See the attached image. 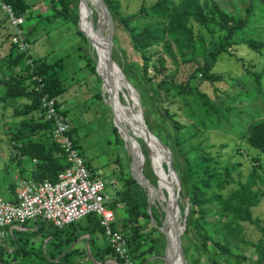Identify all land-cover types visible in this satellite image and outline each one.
I'll use <instances>...</instances> for the list:
<instances>
[{
    "label": "trees",
    "instance_id": "trees-1",
    "mask_svg": "<svg viewBox=\"0 0 264 264\" xmlns=\"http://www.w3.org/2000/svg\"><path fill=\"white\" fill-rule=\"evenodd\" d=\"M6 1L17 14L25 16V24L35 18L32 24L25 26L29 44L37 39L41 29L53 22L59 25L72 22L83 41L79 49L89 46L79 28L81 17V26L88 32L83 13L79 15V0H44L52 6L47 14L32 10L40 0L31 3L28 0ZM233 1L243 5L236 12L223 7L221 0H143L136 12L126 14L120 0H104L113 23L126 31L137 57L128 59V63L118 57L117 62L140 95L142 106L146 108L147 126L171 150L172 163L182 187L180 196L190 208L185 235L195 231L199 238L196 247L206 253L205 259L210 264H252L242 251L244 245L254 247L255 264H264V225L253 210L264 197V178L258 167L254 166L243 177L239 161L223 159L221 152L212 150L216 147L214 144L193 141L200 131L228 125L230 115L237 113L236 102L229 96L228 105L213 102V98L223 92L215 84L225 79L223 73L213 70L218 55L231 51L233 45H246L258 53L264 48V0ZM198 26L209 33L213 31L210 27L215 26L222 35H211L207 39ZM113 40L117 45L115 35ZM7 41V50L0 57V103L4 110L12 108L14 120L5 125V134L16 148L18 173L33 181L55 180L68 164L53 138L54 126L45 117L40 99L44 93L54 97L60 113L66 117V110L61 108L63 101L58 100V96L67 88L62 72L70 64V56L54 60L47 55L35 58L30 52L26 54L17 49L10 40V32ZM160 46L177 65L193 63L194 68L188 70L185 79L178 80L176 72L168 71L165 59L156 49ZM78 56L86 59V65L100 79L95 65L96 52L85 51ZM248 75L257 85V92H261L263 74L249 71ZM202 83L214 86L213 96L201 87ZM95 97L101 99V90ZM175 101L180 103L176 107ZM152 109L159 120L148 114ZM176 109H182L191 123H181ZM113 131L117 140L123 142L115 125ZM70 134L86 162L91 157L81 147L80 136L74 133V128L70 129ZM241 137L251 148L264 153V117L252 119ZM225 146L227 144H220V147ZM146 151L142 172L155 186L157 178ZM117 173L121 184L116 187L110 207L117 210L121 204L114 228L126 238L129 258L134 264H164L160 256L164 253L165 239L157 227L162 225L163 213L159 207H151L148 211L142 194L135 190V186L141 190L144 187L129 169L127 172L123 168ZM91 177L96 178L93 173ZM15 187L16 182L11 181L10 193L5 195L9 200H15ZM210 217L213 219L209 220ZM31 223L36 229H14L12 234L0 238V264H110L109 259L122 263L94 214L64 227L41 219ZM244 223H251L260 231L257 241L246 238ZM186 250L184 248L185 254Z\"/></svg>",
    "mask_w": 264,
    "mask_h": 264
},
{
    "label": "rangeland",
    "instance_id": "rangeland-1",
    "mask_svg": "<svg viewBox=\"0 0 264 264\" xmlns=\"http://www.w3.org/2000/svg\"><path fill=\"white\" fill-rule=\"evenodd\" d=\"M28 1L31 3L38 0ZM40 1L41 2L39 4L32 7V10L36 13H50L52 10L51 3L44 0ZM142 1L143 0H120V3L124 13L128 14L136 12L140 8ZM89 3L94 9L97 18V27L99 24L100 10L91 1H89ZM221 5L225 8H230L235 12L239 9V6H243L239 3H235L233 0H221ZM81 12L89 24V18L86 16L87 11L85 6L81 7ZM33 21H35V18L29 20L25 26L32 24ZM198 28L205 34L207 39H209L211 35L215 37L222 35V31L215 26L210 27L213 30L212 33H209L207 29L202 28L201 26H198ZM10 31L11 28L9 21L0 11V57L7 50L9 41H7V34ZM41 31L38 33L37 39L30 44L29 52L35 58L47 55L50 60H54L61 56H70V64L67 65L66 69L62 72L64 77H66L65 84L67 88L61 95L58 96V100L63 101L61 103V108L66 110V118L68 119L71 128H74V133L80 136L81 147L85 148L86 153L89 157H91L88 158L89 160H86V163L90 165V168H88L89 172L102 179L106 185V192L109 195H113L116 187H119L121 184L117 180V172L124 168L125 171L128 172L129 169L130 172L133 173L134 169V174H136L142 165L141 155L139 154L137 148L133 145L132 141L134 139L138 140L140 149L144 156V150L148 151V146L141 136L137 137L138 135H134L133 133L131 134L124 128L123 129L125 130L126 135L123 134L121 128L120 131L126 142L123 139V142L117 140V135L113 131V115L118 123L114 109V100L105 93V82L102 89L103 82L101 78L99 79L98 76L86 65V59L78 56L79 53L85 51L90 52L91 54H93L94 51L96 52V50H93L92 48L94 47L92 36L90 35L89 37L92 47L85 46V48L80 50L79 45L83 44V41L77 34L72 22H68L63 25L55 24V22H53L52 24L46 26L44 30L41 29ZM105 32V35L108 36L109 18L108 26L105 28ZM114 35L118 40L117 45L114 44V40L112 44L116 62L118 57L124 63H128V59H137L129 43L126 31L118 28L113 23L112 36ZM230 48L231 51L228 50V52H222L218 55L217 62L213 68L215 72H221L225 77L222 82H217L215 84V86L218 89L223 90V92H220L218 96L214 97L213 102L228 105L229 96L232 101L236 102L237 113L230 115L231 122L228 125L223 124L221 129H215L212 131H200L199 134L193 138V141L202 140L204 143L211 145L214 144L216 147L212 150L221 152V157L223 159L230 158L232 162L239 161L241 163L239 170L241 171L243 177H245V175L251 171L254 166H257L260 174L264 178V153L251 148L241 137V133L248 130L249 123L252 119H260L264 117V48L260 53L249 49L246 45H233ZM156 49L165 59V65L168 68V71L170 73L176 72L178 80L185 79L188 70L194 68L193 63L178 64L180 66L177 67L178 65L176 62L172 61L171 57L163 51L162 46L157 47ZM153 51H155V49H153ZM236 58H240V60L238 61ZM96 59L99 65L98 54ZM178 62H180V59H178ZM249 71L263 74L261 78V92H257V85H255L251 79L252 77L248 75ZM150 72L153 73L152 71ZM197 82L198 81H196V83ZM201 87L207 91L209 95H214V86L202 83ZM128 89L132 97H129L128 95L127 99L123 90H120L117 93L118 97L122 100V102L131 105L132 107L134 105L133 97L136 98L138 102V110H141L144 119H146V108L142 106V101L138 91L131 85L128 86ZM99 90H101V99L95 97V94L99 92ZM179 104L180 103L178 101H175L174 106L176 107ZM176 110L181 123H191V120L186 117L182 109ZM149 113L150 117L156 120L158 119L157 114H155L153 109L149 110L148 114ZM13 120L12 108L10 107L4 110L0 103V195L3 197H6L5 195L10 193L9 183L12 181V175L18 173V167L16 165L17 151L16 148L9 142L5 134V125L7 123H12ZM126 143L128 144V148L131 147L134 151V165H132L133 157L130 152V148H127ZM222 143L227 144V146L220 147V144ZM150 153L153 155L152 159L154 163V168L151 166V169L159 176L158 179H156L155 188H152L151 194H148L142 185V190L138 188L139 186H135V190L137 193L142 194V200L147 203L148 206L151 204L152 207H159V210L163 213L162 224H164L165 227L168 215H170V222H172V215L169 213V208L171 209L172 205L169 204L166 208L167 216L161 206L162 203L166 206L168 201L169 203L172 202L169 196L171 195V191L169 189L170 186L168 184L165 185V183H167L165 180L167 168L164 160L159 162L155 159L154 152L150 151ZM256 158H258V160H256ZM167 175L169 180L172 181L173 173L170 172ZM115 184L117 186H115ZM228 188L229 186L227 189ZM120 208L121 207H118L119 210H116V217ZM186 208L187 203L184 198L180 196L177 217L178 220L176 221V226L178 225L179 231H181L179 225L183 224V216ZM253 210L254 215L258 216L261 219L262 225H264V197L261 203L257 207H254ZM212 219V217L209 218V220ZM152 224L157 226L153 220ZM27 226H32L31 221L27 223ZM244 227L246 238L257 241L261 237V233L255 225L251 223H244ZM164 239L165 244L163 246V252H165L167 246L166 238L164 237ZM196 244H199V238L197 237L195 231L185 235L184 230L182 235V248L185 263L210 264V262L205 259L206 253L203 252L201 248L198 249ZM184 248L187 249L186 254L184 253ZM241 248L242 251L245 252L249 261L252 262V264H255L257 254L254 247L244 245L243 247L241 246ZM195 259L198 260L196 263L194 262ZM107 262L110 264H116L114 259H109ZM179 264H181L180 261Z\"/></svg>",
    "mask_w": 264,
    "mask_h": 264
},
{
    "label": "built area",
    "instance_id": "built-area-1",
    "mask_svg": "<svg viewBox=\"0 0 264 264\" xmlns=\"http://www.w3.org/2000/svg\"><path fill=\"white\" fill-rule=\"evenodd\" d=\"M0 11L9 21L11 42L20 52L28 54L30 44L25 35V16L17 14L6 0H0ZM40 101L45 117L53 123V138L64 152L68 165L55 180L18 178L14 201L0 195V238L12 234L14 229L22 228L29 221L41 219L56 227H64L94 214L122 260V263L115 260L116 264H134L128 256L126 238L114 228L116 209L110 207L114 194L106 192L102 179L91 177L70 134L69 121L60 113L56 99L44 93Z\"/></svg>",
    "mask_w": 264,
    "mask_h": 264
},
{
    "label": "bare ground",
    "instance_id": "bare-ground-1",
    "mask_svg": "<svg viewBox=\"0 0 264 264\" xmlns=\"http://www.w3.org/2000/svg\"><path fill=\"white\" fill-rule=\"evenodd\" d=\"M84 1L85 2L91 1L100 10L99 24L96 27V29L93 30L90 34L93 38L94 48L97 51V54L99 57V70L102 73L107 74V77H105L106 81H104L105 82L104 90H105V93L109 95L110 98H113L114 100L115 114H116L117 121L120 125V128L122 129L123 134L126 135V132L121 126V123L119 122L118 117L130 128L131 132L134 135H138L137 137L139 136L144 137L148 141L150 151L154 152L155 159L160 162L161 160L165 159V154H166L165 150L157 147L153 143L152 139L144 131V128L142 127L140 123L141 113L138 110L137 99L133 97V101H134L133 107L131 105H128L122 102V100H120L119 97H118L119 100L124 105L116 102V100L114 99V96H118L117 93L120 90L124 91L125 97L127 99H128V95L129 97H132V95L129 93L128 84H126L125 81L123 80V77L121 73L119 72V69L116 66V63H113V61L110 58V54H109L110 44H109L107 35H105L106 33L105 28H107L108 26L107 12L98 0H84ZM87 26H89L88 22H87ZM88 30H89V27H88ZM129 148H130V152L133 153L134 151L132 150V148L131 147ZM166 184L167 183H165V185ZM176 187H177V184H176V180L173 174L172 185L169 188L171 191L170 199L172 201L169 203L172 205L171 209L169 208V213H171L172 215V221L174 217H176V221H177V217H178V211L176 208H174L173 197H172L173 192L176 190ZM151 193H152V187L150 188V194ZM170 220H171L170 215H168V219L164 227V229L167 231L168 236H169V255L167 257V261L169 264L171 262L170 253L172 249L175 248V233H176V229H175L176 226L174 227V225L170 222ZM174 264H179V260H176Z\"/></svg>",
    "mask_w": 264,
    "mask_h": 264
},
{
    "label": "water",
    "instance_id": "water-1",
    "mask_svg": "<svg viewBox=\"0 0 264 264\" xmlns=\"http://www.w3.org/2000/svg\"><path fill=\"white\" fill-rule=\"evenodd\" d=\"M100 2V4H102V6L104 7V9L106 10L107 12V15H108V18H109V34H108V40H109V44H110V50H109V54H110V58L111 60L113 61V63H117L115 58H114V54H113V48H112V44H113V36H112V33H113V20H112V17H111V14L104 2V0H98ZM82 6H85L86 7V11H87V14L86 16L89 18L88 21H89V30L88 32H86L82 26H81V17L79 18V28L81 31L84 32L86 38H87V42L89 44V46L92 47V45L90 44V41H89V37H90V33L95 30L96 28V24H97V18H96V15H95V12H94V9L92 7V5L89 3V2H85L84 0H79V15L81 14V7ZM93 50L95 49L94 47H92ZM97 53V51H96ZM95 65H96V71L98 73V75L100 76L101 80H102V89H103V84H104V81H106L105 77H107V74H104V73H101L99 71V65H98V62H97V59L95 60ZM117 66L119 68V72L121 73L122 77H123V80L125 81L126 84H128V86H130V82L128 81V79L126 78V75L124 74L122 68L120 67V65L117 63ZM132 86V85H131ZM133 87V86H132ZM134 88V87H133ZM114 99L116 100V102L118 103H121L123 104L118 96H114ZM124 105V104H123ZM111 106V105H110ZM112 108V107H111ZM140 113H141V118H140V123L142 125V127L144 128V131L146 132V134L152 139L153 143L165 150V159H164V163L166 164V168H167V174L170 173V172H173L174 174V178L176 180V184H177V190H175L173 192V205H174V208L177 209V211L179 210V197H180V190H181V183H180V179H179V176L177 174V171L176 169L174 168V165L172 163V153H171V150L170 148L164 144L154 133H152V131L149 129V127L147 126L146 122H145V119L143 117V114L141 112V110L139 109ZM113 119H114V125L117 127L118 129V132L121 136V138L126 142V140L124 139L123 137V134L121 133L120 131V127H119V124L116 122L115 120V117L113 115ZM147 144L148 146V155H149V158H150V161H151V166L154 168V163H153V159H152V155L150 153V149H149V145H148V141L144 138V137H141ZM133 145L137 148L139 154L141 155V158H142V165L141 167L138 169L137 173L134 174V169H133V177L137 180V182L139 184H141L145 190L148 192V194H150V188H155V186L146 178V176L143 174L142 172V169H143V163L145 162V156L143 155L141 149H140V144L138 142L137 139H134L132 141ZM126 146L128 148V144L126 143ZM129 149V148H128ZM132 154V157H133V161H132V165H134V162H135V159H134V154ZM133 168V167H132ZM165 174V180L167 181V184L169 186L172 185V181L169 180L168 178V175ZM156 178L158 179V175H156ZM170 194V193H169ZM170 198H171V195H169ZM160 203H162L160 200H158ZM169 205V201H168V204L166 206H164V204L162 203L161 206L163 208V211L166 212V216H167V207ZM151 204H149L148 206V211L150 212L151 211ZM189 204L187 202V208H186V211L184 213V216H183V224L182 225H179L180 228H181V231H178V225L176 226V217L173 218V221L171 222L175 229H176V233H175V248L172 249L171 251V262L170 264H174L176 262V260H179L181 262V264H186L185 263V259H184V255H183V248H182V235L184 233V230L186 228V218H187V215L189 213ZM178 220V219H177ZM159 228V230L161 231V233L164 235V237L166 238V242H167V246H166V250L164 252L163 255H161L160 257L164 260V263L165 264H169L168 261H167V257H168V247H169V236H168V233L167 231L164 229V224H162L161 226H157Z\"/></svg>",
    "mask_w": 264,
    "mask_h": 264
},
{
    "label": "crops",
    "instance_id": "crops-1",
    "mask_svg": "<svg viewBox=\"0 0 264 264\" xmlns=\"http://www.w3.org/2000/svg\"><path fill=\"white\" fill-rule=\"evenodd\" d=\"M25 163H23V165H24ZM96 176V175H95ZM18 178H22L21 176H20V174L19 173H17V174H14V175H12V181H15L16 182V180L18 179ZM96 178H98L97 176H96ZM115 186H117L116 184H115ZM7 197V196H6ZM7 199H8V197H7ZM32 222V221H31ZM28 223V222H27ZM28 229H36V227H33V226H27V224H25L22 228H19V230H28ZM84 236H88V235H84ZM86 247L88 248V245L86 244Z\"/></svg>",
    "mask_w": 264,
    "mask_h": 264
}]
</instances>
